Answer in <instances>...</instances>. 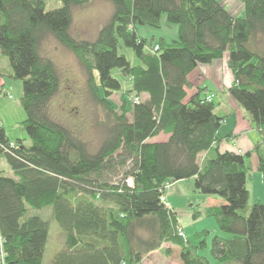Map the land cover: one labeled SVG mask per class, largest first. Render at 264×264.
<instances>
[{"label": "trees", "instance_id": "trees-1", "mask_svg": "<svg viewBox=\"0 0 264 264\" xmlns=\"http://www.w3.org/2000/svg\"><path fill=\"white\" fill-rule=\"evenodd\" d=\"M106 1L111 17L87 41L71 34L73 10L92 0H0V55L9 61V77L22 81L26 118L19 125L31 143L9 139L0 127V143L8 149L0 159L13 172H0V264H44L50 222L30 210L45 208L52 209L65 238L51 264H140L166 244L177 247L165 253L180 264H211L199 253L210 233L198 234L200 247H192L161 201L165 184L189 179L199 194L225 202L207 212L230 236L213 238L215 263L264 264V202L249 208L247 187L253 155L264 181V54L254 46L264 35V0H237L241 16L218 0ZM51 2L61 6L48 9ZM163 17L178 27V37L161 38L148 53L138 27L161 29ZM49 36L78 56L88 91L106 112L107 135L96 152L50 110L62 81L42 53ZM121 43L139 65L119 52ZM226 54L234 76L230 95L262 138L247 154L220 151L228 137H218L224 119L216 114V95L189 80L199 66ZM114 70L129 80L133 97L119 111L110 103L123 87ZM162 134L167 141H151Z\"/></svg>", "mask_w": 264, "mask_h": 264}, {"label": "rangeland", "instance_id": "rangeland-1", "mask_svg": "<svg viewBox=\"0 0 264 264\" xmlns=\"http://www.w3.org/2000/svg\"><path fill=\"white\" fill-rule=\"evenodd\" d=\"M218 1L228 6V9L232 14L237 16L243 14V4L241 2L237 0ZM60 6L61 3L59 2H51L48 5V9ZM112 12V4L106 0H92L89 5L74 8L71 28L72 36L79 40L94 41L100 28L110 19ZM162 24L163 26L161 29L138 27V34L148 42L146 52L151 53V45L158 44L163 36L167 37L168 41H172L174 37L172 28L177 26L168 24L166 17H163ZM254 44L256 50H258L259 53L264 54V35L259 37ZM119 52L125 54L132 64H140V61L137 59L134 52L131 49H127L123 43L120 44ZM42 53L56 64L62 81V88L50 105L52 114L67 126L71 127L80 138L86 141L92 152H96L107 135L106 112L101 106L94 102L88 91L86 85L87 74L80 59L72 51L60 44L53 36H49L43 43ZM2 58L7 63L8 68H10L8 59L6 57ZM224 61H226V70L229 71L228 54L225 55ZM2 67L3 63H1V68ZM112 75L114 78L118 79L123 86L122 91L117 92L110 97V103H112L114 108L119 111L124 101H128V104H130L131 100H133V97L127 94V90L131 89V83L129 80L124 79L118 70H114ZM6 81L10 85L12 84L10 87L12 89L10 90L9 95L19 101V97L23 91L22 81L12 79H6ZM4 105V99L0 98V108ZM253 161H255V157L253 158ZM253 161L251 158L249 159L250 163ZM1 172L6 176L12 177V172L9 167H6ZM123 173L124 172L122 171L114 181H120L124 177ZM177 186L181 189L182 184ZM247 186L251 193L249 208L258 199L264 201V181L261 174L255 171V169L248 179ZM198 196L199 193H196V197L192 198L194 205H197V202L195 201L200 200ZM179 207L180 210L178 216L180 215L182 220L181 225L184 226L183 231L186 235V239L190 242L192 247H200L201 240L196 239L198 234L205 231L210 233V235L205 238L206 248L200 250L199 253L206 257L211 264H216L211 255L212 240L215 236H230L219 231L218 223L214 216L207 215L204 212L201 218L194 219L193 215L197 213V210L194 212L192 206L185 202V200L179 202ZM30 215H39L50 222V234L48 245L46 247L44 264H51L55 253L64 246L65 238L62 229L53 219L51 208H45L42 210L31 209ZM168 246L170 245L166 244L162 250H158L152 256V259H144L142 263L159 264V262L166 260L168 256L165 253V248H168ZM173 248L177 247L174 246ZM172 260L174 261L175 258ZM174 262L176 263V261Z\"/></svg>", "mask_w": 264, "mask_h": 264}, {"label": "crops", "instance_id": "crops-1", "mask_svg": "<svg viewBox=\"0 0 264 264\" xmlns=\"http://www.w3.org/2000/svg\"><path fill=\"white\" fill-rule=\"evenodd\" d=\"M172 30L174 33V37L172 39L173 41L176 40L178 37V28L175 27L172 28ZM163 38H165L166 41H168L167 37L163 36ZM1 63H3L2 68H1ZM11 73L12 71L10 70V68H8L7 63L5 62V60H3L2 56L0 55V98L4 99L5 102V105L3 107L1 106L2 108H0V127H3L6 130L9 139L13 141L17 139H22L25 145L29 146L30 142L26 139V133L20 128L19 125L26 118V115L20 105V100L23 96V91L19 97V101L15 100L12 96L9 95V92L12 89L10 88L12 84L10 85L6 81V79H11L9 77ZM189 80L195 87L198 86H201L203 88L207 87L212 91L210 94L214 93L216 95L215 102L218 105L216 108V114L220 118L224 119L223 124L218 132V137L220 139L228 137L227 140H224L221 143L220 151L221 152L230 151L240 154H247L253 152L255 146L258 143L262 142L260 131L257 128V126L253 123L251 116L230 95L229 89L231 88L232 83L234 81V76L231 70L229 71L226 70V61H224V58L220 60H216L209 65L199 66L189 76ZM168 138L169 136L162 134L157 138L152 139L151 141L164 142L167 141ZM205 155L206 154H203L202 158H204ZM254 157H255L254 155L251 157L252 161ZM251 165L254 167L255 171H257L256 157H255V161L251 162ZM6 167H9L7 162L4 159H0V168L4 170ZM1 169L0 172L2 171ZM11 175L13 176V172ZM181 184L182 187L180 189L178 188L177 185H181ZM196 193L198 192H196L194 188V179L176 182L172 190L169 192L168 200L173 207V212L176 214L178 218L179 226L182 227L183 230H184V226L181 225L182 220L180 218V215L178 216L180 210L179 207L180 201L185 200V202H187L189 205L192 206V210L194 212L197 210L198 213L197 219L201 218L204 212L207 214V212L213 207L214 208L220 207L225 203L224 200L219 197L205 196V195L202 196V194H199L198 197L200 198V200L195 201L197 202V205H194L192 198L196 197ZM258 200L262 201L260 199ZM168 247L174 249L173 248L174 246H168ZM156 252L157 251L149 254L146 259L147 260L152 259V256ZM172 259L173 256L167 257L166 260L159 262V264H180V261L177 257L174 260L176 261V263Z\"/></svg>", "mask_w": 264, "mask_h": 264}, {"label": "built area", "instance_id": "built-area-1", "mask_svg": "<svg viewBox=\"0 0 264 264\" xmlns=\"http://www.w3.org/2000/svg\"><path fill=\"white\" fill-rule=\"evenodd\" d=\"M136 101H138V100H136ZM10 148H12V149L16 148V144L15 143H11ZM4 149H5L4 145H2L0 143V151L1 150L4 151ZM5 150H8V149H5ZM128 183L130 185H133L132 179L128 180ZM173 186H174L173 182H168L167 184H165V186L163 187V190H162L163 194H162V197H161V201L164 204L165 208L168 209V210H172V211H173V208H172V205L170 204V202L168 200V193L172 189ZM178 233H179V235L182 238H184L185 241H187L186 235H185L183 229L180 226H179V229H178ZM3 242H4V240H3L2 236L0 235V252H1L0 262H4V257H5V255L3 253V249H2ZM140 264H142V263H140Z\"/></svg>", "mask_w": 264, "mask_h": 264}]
</instances>
